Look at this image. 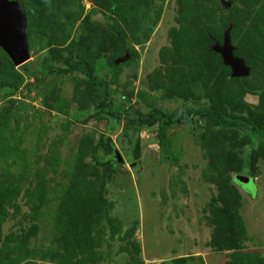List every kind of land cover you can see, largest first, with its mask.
Here are the masks:
<instances>
[{
	"label": "rangeland",
	"instance_id": "1",
	"mask_svg": "<svg viewBox=\"0 0 264 264\" xmlns=\"http://www.w3.org/2000/svg\"><path fill=\"white\" fill-rule=\"evenodd\" d=\"M25 1L28 59L0 49V264H264L263 133L137 127L52 70L86 63L113 113L213 106L264 129V0Z\"/></svg>",
	"mask_w": 264,
	"mask_h": 264
},
{
	"label": "water",
	"instance_id": "2",
	"mask_svg": "<svg viewBox=\"0 0 264 264\" xmlns=\"http://www.w3.org/2000/svg\"><path fill=\"white\" fill-rule=\"evenodd\" d=\"M225 7L230 3L224 0ZM27 19L17 0H0V49L9 57L15 65H21L28 57V41L26 36ZM214 50L219 52L223 62L230 66L234 75L243 76L246 70L240 59L231 54L228 35H224L222 46L215 45ZM117 162H123L119 153L114 152ZM242 185L250 182L249 178L236 175L234 178Z\"/></svg>",
	"mask_w": 264,
	"mask_h": 264
},
{
	"label": "trees",
	"instance_id": "3",
	"mask_svg": "<svg viewBox=\"0 0 264 264\" xmlns=\"http://www.w3.org/2000/svg\"><path fill=\"white\" fill-rule=\"evenodd\" d=\"M18 3L20 4L21 10L23 11V13L26 16L27 19V26L30 25V21H31V15H30V9L28 7V4L26 3L25 0H17ZM53 71H57L60 73H69L73 70H79L81 71L89 80L90 85L92 87L93 92L95 93V95L97 97H99L100 99V103L107 106L108 109L111 111L112 115L115 117H122L124 116L125 118L134 121L137 125V127H140L142 125H146V126H154L156 124L158 125H163L166 123H179V122H183L185 120L191 119L193 117H198V118H212V119H217L219 121L222 122H228V121H235V122H239L242 124H245L247 126H249L252 130H259L261 133L264 134V129H259V127L256 125V123H254V121L252 119H250L247 116H242V115H231L228 114L226 112H223L221 110L216 109L213 106H208L205 107L202 111L200 112H185V113H174V114H168L163 110H159L158 114L155 118H149L145 115H143L142 113L138 112L136 109H129L127 111H125L123 114L121 113H113L111 105H110V101L107 99V96L105 94V92L102 89V86L99 84L98 81H96L89 69L88 66L86 65V63H84L83 61L80 60H76L74 61L68 68H53ZM3 83H1V87H3ZM9 88H14V86H9ZM8 88V89H9ZM248 90V89H247ZM264 91V89L262 90ZM8 90L4 88V93H7Z\"/></svg>",
	"mask_w": 264,
	"mask_h": 264
}]
</instances>
